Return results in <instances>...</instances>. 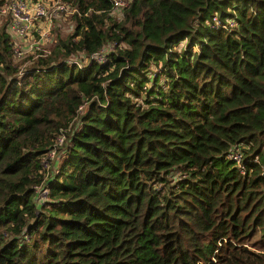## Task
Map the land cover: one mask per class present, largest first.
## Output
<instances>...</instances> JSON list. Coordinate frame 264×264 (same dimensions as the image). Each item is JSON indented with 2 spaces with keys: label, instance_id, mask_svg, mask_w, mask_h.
<instances>
[{
  "label": "trees",
  "instance_id": "trees-1",
  "mask_svg": "<svg viewBox=\"0 0 264 264\" xmlns=\"http://www.w3.org/2000/svg\"><path fill=\"white\" fill-rule=\"evenodd\" d=\"M65 1L46 55L0 21V264H264V0Z\"/></svg>",
  "mask_w": 264,
  "mask_h": 264
},
{
  "label": "built area",
  "instance_id": "built-area-1",
  "mask_svg": "<svg viewBox=\"0 0 264 264\" xmlns=\"http://www.w3.org/2000/svg\"><path fill=\"white\" fill-rule=\"evenodd\" d=\"M126 0H112L111 11L120 12L127 6ZM75 9L65 0H5L0 6V17L5 21V30L12 39V51L15 59H20L25 53L40 51L48 54L44 46H51L56 42L54 38L55 24L65 23L67 29L73 30L72 16ZM215 22V18L212 19ZM105 48L90 56H71L67 63L81 68L92 60L98 64L105 62ZM33 53V54H34ZM59 143L61 139L58 138ZM53 153L48 154L51 158ZM226 158L231 161L238 172L243 175L244 168L241 164L242 154L239 147L231 148Z\"/></svg>",
  "mask_w": 264,
  "mask_h": 264
},
{
  "label": "rangeland",
  "instance_id": "rangeland-1",
  "mask_svg": "<svg viewBox=\"0 0 264 264\" xmlns=\"http://www.w3.org/2000/svg\"><path fill=\"white\" fill-rule=\"evenodd\" d=\"M113 13V12H112ZM113 16L114 17H117V18H120L121 16H120V14H119V11L118 12H115V13H113ZM3 19H2V17H0V21H2ZM4 21V20H3ZM67 26L68 25H66L65 23H61V24H55V28H54V30H53V32H54V38L56 39V41H57V38H63L64 36H66V35H68V34H70V31L67 29ZM50 46H44V47H41L39 50H42V49H45V50H47L48 52H49V50H50ZM34 52H32V55L31 54H29V53H25L24 55H23V57L24 56H27V55H31V56H33V55H35V54H33ZM75 58H77V56H74ZM22 58V57H21ZM20 58V59H21ZM70 59H72V58H70ZM78 59V58H77ZM19 60V59H18ZM69 60V59H68Z\"/></svg>",
  "mask_w": 264,
  "mask_h": 264
}]
</instances>
